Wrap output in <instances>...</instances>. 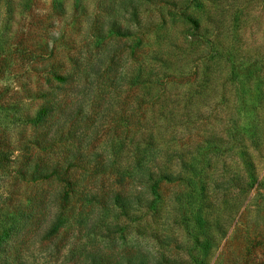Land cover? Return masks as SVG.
<instances>
[{
  "label": "rangeland",
  "instance_id": "374dc122",
  "mask_svg": "<svg viewBox=\"0 0 264 264\" xmlns=\"http://www.w3.org/2000/svg\"><path fill=\"white\" fill-rule=\"evenodd\" d=\"M0 264H264V0H0Z\"/></svg>",
  "mask_w": 264,
  "mask_h": 264
},
{
  "label": "trees",
  "instance_id": "16d2710c",
  "mask_svg": "<svg viewBox=\"0 0 264 264\" xmlns=\"http://www.w3.org/2000/svg\"><path fill=\"white\" fill-rule=\"evenodd\" d=\"M43 112H44L43 114H46V110H43ZM43 114H42V115H43Z\"/></svg>",
  "mask_w": 264,
  "mask_h": 264
}]
</instances>
